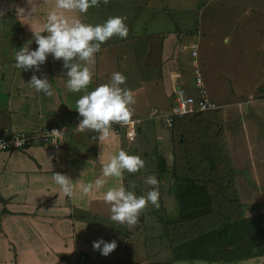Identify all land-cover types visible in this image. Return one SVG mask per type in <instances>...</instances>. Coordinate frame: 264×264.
<instances>
[{"label": "crops", "instance_id": "1", "mask_svg": "<svg viewBox=\"0 0 264 264\" xmlns=\"http://www.w3.org/2000/svg\"><path fill=\"white\" fill-rule=\"evenodd\" d=\"M113 1L115 0H107V3H104L100 0L98 5L90 7L86 13L81 14L78 10L58 9L56 0H0V31L3 28L2 21L6 23L10 19V24L14 27L12 30L18 33L13 55L15 57L18 48L25 44H29L31 49L37 47L33 38L34 33L42 31L47 15L52 11L62 13L68 20L80 18L84 23V17L87 16V23L93 25L103 24L109 17L120 16L124 17L126 24L131 13L127 10L109 9L108 6ZM262 2L259 0L262 7L259 8V13L264 12ZM134 18L135 16L131 17L130 21H135ZM252 19L250 28L253 30L255 16ZM133 28V26L128 28L125 38L113 36L101 44L100 51L94 54L91 82L86 89L79 92L67 89V70L63 67L62 60L53 59L49 54L38 71L20 70L14 65L1 68L4 65L2 62L5 56L0 47V78L2 79L0 94L6 96L4 103L0 104V133L8 134L15 130L32 131L42 125L62 122V120L69 121L70 125L75 127L81 119L75 109L76 101L97 86L109 83L113 72H120L126 77L121 87H127L135 98V103L130 106L132 116L137 117L136 115L147 108L150 112L152 108L157 107L154 106L155 104L161 105L163 110H169L174 90L183 88L182 84H177V77L181 76L178 62L180 55L178 51L172 50L174 44L181 38H175L176 32L163 36L161 44L157 47L160 54L156 56V44L150 46V40L147 39L146 43H143L142 39L132 35ZM128 38L134 46L135 61L125 53L128 52ZM0 40L3 47L10 48V34H0ZM143 47H145L144 50ZM121 52H123L122 60L119 56ZM175 54H178L176 60ZM153 56L162 59L157 63L169 107H165L166 100L159 96L157 89L152 85L146 88L145 79L141 74L137 75L136 69L141 71V66L138 68L137 63L146 65L149 58ZM121 63H124L123 67ZM34 72L37 76H47L50 80L51 96L44 95L42 92L37 93L26 83ZM157 84L156 81V87ZM214 84L215 82H212L211 87ZM219 100L225 101L223 98ZM252 100L257 104L253 106V110L259 107L258 112L263 113L264 88H261V92L256 96H252ZM237 114H235L236 118ZM239 119L242 125H237L239 129L237 132L241 133L246 128L243 126L244 121ZM73 132L74 136L70 139L66 138L65 143H62L63 146L58 149L36 144L27 149L0 151V264H79L80 255L81 258L91 255L98 262H102L103 259V261H111L117 259L114 256L119 254V250L129 246L130 241L126 240L125 233L122 235V242L104 224L105 222L101 221L102 228L97 218L96 220L88 218L93 206L102 202L103 192L108 188L121 184L126 189L132 187L131 182L128 183V172L125 171L122 178H106L107 183L103 188L93 189L87 194L81 191V185L93 182L101 176L102 162H107L118 150L123 149L129 154H134L130 153V150L134 149L132 144L137 145L145 138L143 136L139 140L137 136L136 140H130L125 128L119 133L109 130L108 137L103 141L94 139L97 133L88 129L77 131L74 128ZM227 133L230 146L236 151V133L233 130H227ZM248 135L246 134L243 145L248 146L254 143ZM136 151L139 152L138 149ZM164 155L167 156L171 166L173 164L172 149ZM53 172L66 174L73 179L71 197L65 196L60 186L54 182ZM140 177L142 178L141 174ZM3 198L6 199L5 203L2 201ZM103 205L104 207L99 208L104 212L101 217L110 220L111 212L106 211L109 207ZM101 238L105 241L116 240L117 242L116 248L109 253V256L101 254L98 256L100 251L95 253L93 241Z\"/></svg>", "mask_w": 264, "mask_h": 264}, {"label": "rangeland", "instance_id": "2", "mask_svg": "<svg viewBox=\"0 0 264 264\" xmlns=\"http://www.w3.org/2000/svg\"><path fill=\"white\" fill-rule=\"evenodd\" d=\"M226 1L227 3H225ZM262 1L264 5V0ZM258 5H260L259 0H115L108 6L111 10H127L131 13L126 22L127 27L133 26L132 35H136L140 40L142 37H145V40H150V46L156 44V56L160 54L157 47L161 44L163 36L176 32L175 38L180 37L181 39L174 44L172 50L178 51L180 55L179 73L181 76L177 77V84H182L184 95L193 96L197 93L194 78L195 68L192 64L196 59L202 70L201 75L206 93L217 102V99L223 98L236 103V107H234L236 112L232 107H225L223 110L225 111L226 129L233 130L237 136L234 163L238 169V183L242 184L241 198L248 204L246 208L248 213L256 211L259 206L264 209V152L260 149L264 143V112H258L259 107L253 110V106L250 104L253 103L254 107L257 105L251 98L261 92L264 84V12L259 13V8L262 7ZM134 16L135 21H130V18ZM253 16H255V24L252 30L250 27ZM84 19L87 23V16ZM1 24L3 28L0 34H10V48L3 47L2 40H0L1 52L5 56L2 62L4 65L1 67L3 68L13 66L15 63L13 55L18 33L12 30L14 27L10 24V19L6 23L2 21ZM145 40L141 41L146 43ZM192 42L196 44L197 57H193L191 49H188ZM127 43L128 52L125 53L135 61L134 46L129 38ZM122 54L123 52L119 55L120 58L122 57L121 60L123 59ZM177 55L175 54V60ZM159 60L162 59L153 56L149 58L146 65L137 63L138 68L141 66V71L137 69L136 71L139 73L137 75L141 74L145 79L146 88L152 85L157 89L159 96L166 100L165 107H169V100L164 92L165 86L157 63ZM123 66L124 63H121V67ZM156 81L158 82L157 87L155 86ZM212 82L215 84L211 87ZM0 85H2L1 78ZM219 93H223L224 96L217 95ZM5 99L6 96L0 94L1 105ZM154 106L158 107V112L164 111L161 105L155 104ZM155 109L152 108L150 113ZM262 109L264 110V106ZM256 112L260 118L253 117ZM150 113L147 108L141 113L143 119L138 121L144 127V130L138 134L139 140L143 136L145 139L137 145H135L136 143L132 144L134 149L130 150V153H134L144 160V168L135 173L128 172L127 175L128 183L132 184L130 190H133L137 196L146 195L147 191L153 187L144 181L146 177L155 175L159 181L157 186L159 206L147 204L137 223L130 226L102 218L101 215L104 212L99 208L104 207L103 204H105L109 207L106 211L110 213V205L103 200L101 203L95 204L92 208L93 216L91 217V212L88 218H94V220L97 218V222L102 225V228L101 221L105 222L104 224L120 240H123L122 235L125 233L126 240L130 242H128L129 246L119 250V254L114 256L115 259L117 258L116 260L103 261V259L102 262H98L93 256L85 255V264H192L189 261H172V246L161 237L164 235L163 220L177 218L181 208L176 198V179L170 177V173L158 174L156 168V155L167 154L173 149L171 127L174 123L167 126L161 120L150 118ZM235 114H237V118ZM238 118L244 121L243 126L246 128L241 133L237 132L239 130L237 127L242 125ZM74 134V132L70 133L67 138L73 137ZM246 134H249V138L254 140V143H250L248 146L243 145ZM247 156L250 160L247 159ZM134 186L135 188H133ZM261 205L263 206L261 207ZM10 245L13 247L12 244ZM96 252L99 250L96 249ZM100 254L101 252L98 253V256ZM195 264L206 263L197 262ZM226 264H264V256Z\"/></svg>", "mask_w": 264, "mask_h": 264}, {"label": "clouds", "instance_id": "3", "mask_svg": "<svg viewBox=\"0 0 264 264\" xmlns=\"http://www.w3.org/2000/svg\"><path fill=\"white\" fill-rule=\"evenodd\" d=\"M103 2L107 3V0H103ZM98 3H100V0H56V7L58 9L69 11L78 10L79 13L83 14L86 13L90 7L98 5ZM127 34L128 27L124 23L123 18L120 16L109 17L103 24L93 25L84 23L80 18L68 20L62 13L52 11L48 13L42 31L40 33H34L33 38L37 47L35 49H31L29 44H25L18 48V51L15 53L14 66L20 70L23 69L27 71L29 69H35L38 71L40 66L45 63L49 54H51L53 59L63 61V67L67 70V89L72 92H79L86 89L91 82L93 75L91 67L95 62L94 54L100 51L101 44L113 36L125 38ZM188 49H191L193 57H197V48L195 43L192 42L190 44V48ZM194 49L196 54L193 55ZM192 64L193 66L198 65L196 59L192 62ZM194 75H196V71ZM125 80L126 77L122 73L113 72L109 83L97 86L94 90L82 95L76 101L75 109L81 117L79 123L75 126L77 131H84L85 129H88L97 133L94 139L103 141L108 137L109 130H111L110 128L113 123L126 125L129 119H133L135 120L136 133L133 139H130L128 135L127 137L133 141L137 139L139 132L144 130V127L138 122L143 119V117H140L142 116L141 114L136 115L137 117L132 116L130 106L135 103V98L127 87H121V85H124ZM26 83H28L37 93L42 92L44 95H52L50 80L47 76H37L34 72ZM195 86L197 93L193 96L184 95L183 88H177L174 90L169 110L158 112V107H156L153 112H149V117L154 120H161L167 126H170L165 117L175 112V108L178 106L176 97L179 93H181L185 98H195L196 102L202 98V92L196 85V77ZM262 88H264V84L262 85ZM202 90L209 101L214 104V107H210L208 109H199L198 107H195L192 111L187 110L182 114H176L173 116V123L178 118L187 117L195 110L214 111L220 108L223 110L225 107H236V103L234 101H227L226 99L225 101H221L217 99V102L211 98L205 91L204 83ZM250 104L254 106L253 103ZM234 109L236 110V108ZM224 113L225 111L223 110V114ZM255 116L259 117L257 113L253 115V117ZM47 125L63 124L62 122H53ZM35 130L15 131L34 132ZM111 131L116 132L114 130ZM12 133H8L6 135H10ZM4 134L5 133H0V135ZM68 135L69 133H67L66 138ZM144 164L145 162L140 156L129 154L125 150L120 149L112 155L107 162H102L101 176L97 177L93 182L81 185V191L87 194L93 189L99 190L107 183L106 178H122L125 171L135 173L138 170L143 169ZM52 179L60 186L65 196L71 197L73 195L72 178L60 172H53ZM144 182L153 186L147 191L146 195L137 196L133 190L126 189L123 184L117 187H110L103 192L104 202L110 205L111 220L130 226L135 225L142 210L145 209L147 204H151L155 207L159 206V191L157 187L159 181L157 177L155 175H150L146 177ZM92 246L94 249H99L102 255H108L116 248L117 242L116 240L105 241L101 238L93 241ZM83 257L85 256H82L81 258L80 255L79 260L84 259Z\"/></svg>", "mask_w": 264, "mask_h": 264}, {"label": "trees", "instance_id": "4", "mask_svg": "<svg viewBox=\"0 0 264 264\" xmlns=\"http://www.w3.org/2000/svg\"><path fill=\"white\" fill-rule=\"evenodd\" d=\"M194 68V74L202 71L200 64ZM62 124L73 132L69 121ZM171 129L173 164L157 154L156 168L158 174L170 173L177 181L180 212L177 218L163 220L161 236L172 246V261L226 264L264 256L263 205L250 213L246 210L223 110H195L176 119ZM260 149L264 152V143Z\"/></svg>", "mask_w": 264, "mask_h": 264}, {"label": "built area", "instance_id": "5", "mask_svg": "<svg viewBox=\"0 0 264 264\" xmlns=\"http://www.w3.org/2000/svg\"><path fill=\"white\" fill-rule=\"evenodd\" d=\"M196 54L195 49L193 50V55ZM196 85L202 92V98L196 102V99L193 97L185 98L181 93L176 97L178 106L175 108V112L167 115L165 117L167 123L172 125L173 116L176 114H182L187 110L192 111L195 107L199 109H208L214 107L205 93H203V79L201 77L200 71H196ZM126 129L127 135L130 139H133L136 133L135 129V120H130L126 125L119 123H113L111 130L120 132L121 129ZM56 130V131H53ZM58 131V132H57ZM70 129L66 125H43L40 126L34 132H24V131H15L10 135H0V150H13L18 148H28L36 144H41L46 147L58 149L61 147V144L64 142L67 133ZM23 141V142H21ZM84 258V257H83Z\"/></svg>", "mask_w": 264, "mask_h": 264}]
</instances>
